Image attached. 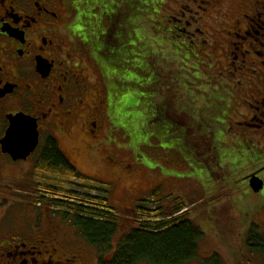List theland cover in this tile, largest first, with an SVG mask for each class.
<instances>
[{
    "label": "rangeland",
    "instance_id": "374dc122",
    "mask_svg": "<svg viewBox=\"0 0 264 264\" xmlns=\"http://www.w3.org/2000/svg\"><path fill=\"white\" fill-rule=\"evenodd\" d=\"M257 1L123 0L113 8L116 15L109 18L113 25L109 40L130 50L114 67L115 74L122 72L127 76L123 77L122 88L127 89L129 111L126 118L121 117L126 129L123 127L121 134L118 128L106 127L104 136L109 142L103 137L92 141L81 131L72 137L62 135L68 163L82 180L62 176L59 171L60 178L51 173L47 181L60 179L62 189L65 184V189L77 191L82 198H95L97 207H104L106 200L119 219L117 244L143 220L132 209L141 205L137 200L159 188L162 199L150 209H161L171 218L172 209L181 202L176 199L183 197L182 212L189 213L188 220H194L205 234L198 258L190 264H264L259 254L247 249L249 227L259 226L264 235V190L254 193L248 180L258 177L264 182V130L246 125L247 119L259 112L254 100L264 92V65L250 57L244 64L243 50L232 53L234 44L248 48L251 43V38L242 37L244 33L238 28L245 30L252 23L250 20L255 21L254 6L258 5V11L264 14ZM247 16L253 19L248 20ZM253 24L263 25L256 21ZM256 29L260 34L254 35L253 43L261 44L264 32ZM260 44L251 49L262 52ZM232 54L239 59L233 60ZM132 75L140 79L134 81ZM96 78L97 75L95 83ZM148 99L161 112H167L165 105L170 106L168 112L177 115L174 121H181V133L172 129L173 133L164 136L156 124L143 121ZM204 123L209 134H201ZM179 144L187 147L184 154L178 152ZM212 148L215 152H211ZM115 157L120 159L112 162ZM27 160L4 166L0 213L7 212L15 222L5 224L3 231L11 229V234L33 233L29 237L36 234L44 240H58L63 250L82 249L86 264H98L97 250L62 220L63 215L61 218L55 208L40 206L38 199L43 191L37 189L46 190L38 167L42 155L25 164ZM19 180H24L22 186ZM86 181L103 184L95 185L108 189V193L77 186ZM63 195L66 194L59 197L62 201L70 200ZM157 214L161 212H155L153 220L162 221L157 220ZM38 219H42L43 227L48 219L60 225L50 232L53 238L47 227L31 231L32 222L37 223Z\"/></svg>",
    "mask_w": 264,
    "mask_h": 264
},
{
    "label": "flooded vegetation",
    "instance_id": "af4514ba",
    "mask_svg": "<svg viewBox=\"0 0 264 264\" xmlns=\"http://www.w3.org/2000/svg\"><path fill=\"white\" fill-rule=\"evenodd\" d=\"M75 2L0 0V184L4 178V166L19 165L3 150V141L12 118H30L37 126L39 145L25 164L32 162L33 157L45 154L49 150V143L56 146V152L67 157L62 149V135L72 137L81 131L88 134L92 141L102 137L106 141V127L110 125V130L118 128L115 123L120 117L116 118L112 111V93L106 86L104 73L97 69L93 48L84 42L85 36L81 35V31L79 34L76 32L80 20L73 15ZM257 3L264 9V0ZM256 6L252 8L255 21L264 25V14ZM250 21L252 23L245 30L238 28L244 33L242 37L251 38L249 47L234 44L232 53L236 49L243 50L241 58L244 64L250 57L264 65V50L259 53L251 49L260 44L253 43L254 35L260 34L256 27L264 32V26ZM262 36L264 39V33ZM260 45L264 49V42ZM232 55L235 56L233 60L239 59L236 54ZM39 60L48 66V74L38 70ZM90 70L95 75L91 76ZM263 93L254 100L258 115L247 119L246 125L250 129L264 130ZM156 108L161 112L159 107ZM118 130L123 134V128ZM118 158H111V161L116 162ZM2 205L0 201V207ZM41 220L32 222L31 231L34 232L39 226L42 229L47 227L49 234L59 229L60 225L51 219L46 220L45 227ZM12 221L7 212L3 215L0 213V264H86L83 251H65L58 240H44L43 236L36 234L29 237L33 233L11 234V229L4 232V225Z\"/></svg>",
    "mask_w": 264,
    "mask_h": 264
},
{
    "label": "trees",
    "instance_id": "16d2710c",
    "mask_svg": "<svg viewBox=\"0 0 264 264\" xmlns=\"http://www.w3.org/2000/svg\"><path fill=\"white\" fill-rule=\"evenodd\" d=\"M75 1L73 4V15L80 20V26H78V29L76 28V32L79 34V31H81V35L85 36L84 42L93 48V60L97 69L104 73L106 86L112 93V111L116 118L120 117V120H116V127H124L126 129L121 117L126 118L129 111L125 97L127 89L122 88L123 77L127 78V76L122 72L115 74L114 67L121 63V59L130 50L127 46L118 45L116 40L114 42L109 40V31H111L113 26L109 24V22L112 23L109 18L115 17L116 13H114L115 10L113 8L121 5L123 0ZM128 23L132 24L133 21H128ZM100 39H103V41L101 42ZM130 77L134 81L140 79L136 75ZM148 81H150L149 77ZM148 81L147 83L151 86L152 83ZM168 107L170 106L165 105L167 112L163 110L160 112L157 110L156 104H151L148 99L147 112L143 117L145 123L149 125L156 124V128L160 129L164 136L173 133L174 129L179 130L181 133L182 128L179 124L181 121L179 123L174 121L177 115L173 111L168 112ZM198 121L200 122V119ZM206 130L207 127L204 123L201 134H204ZM183 132L185 133L186 131ZM55 147L53 143L48 144L49 150L42 155V160H40L38 165L43 174V181L46 183L44 185L46 190L37 189V192L43 191L48 196L47 198H39L38 202L41 205L57 209V214L61 218L63 215L62 220L69 223L90 247L97 250L98 264H190L198 258L200 244L205 234L194 223V220H188L189 213L181 214L184 207L183 197L176 199V201L181 200V202H177V205L172 209L173 215L171 218H168L166 212L161 209L158 210L155 207L150 209V206H155L162 199L163 194L159 188L148 192L143 199L139 198L137 204L141 203V205H135L132 209L136 214L142 216L143 220L138 223L136 229H132L125 234L117 244L118 235L121 231L118 226L119 219L114 216V212L106 200L104 201V207L101 204L100 207H97L94 206L96 202L93 199L95 198L85 195L82 198V195L76 193L77 191L72 192L65 189V184L64 189H62V181L60 179L48 183V176L51 173L59 175V171L62 172V176L67 177L70 175L77 181L82 180V176L72 172L68 160L63 154L56 152ZM166 148L169 149V147ZM185 148L187 147L179 144L177 149L178 152L184 154ZM211 152H215V149L212 148ZM60 175L58 178H60ZM23 182L24 180H20V184H23ZM95 184L104 186L99 182L81 183L77 186L92 192L100 193L101 191L105 194L108 193V189H98ZM62 194H66L63 196L70 200L67 202L56 200ZM98 200L100 199H97V203L100 202ZM155 212H161L160 215L157 214V220L161 219L162 221L156 222L153 220ZM247 232L249 235L248 242H250L247 245V249L252 254H259L264 260V235L260 232L259 226L256 228L253 225L249 227ZM79 250L83 251L82 249Z\"/></svg>",
    "mask_w": 264,
    "mask_h": 264
},
{
    "label": "water",
    "instance_id": "95a60500",
    "mask_svg": "<svg viewBox=\"0 0 264 264\" xmlns=\"http://www.w3.org/2000/svg\"><path fill=\"white\" fill-rule=\"evenodd\" d=\"M38 70L43 74L49 72L48 66L42 60L38 62ZM38 143L39 134L34 121L23 116L12 118L10 129L3 141L5 153L10 154L14 161L27 160L37 148ZM250 187L255 193H260L264 189V182L258 177H253Z\"/></svg>",
    "mask_w": 264,
    "mask_h": 264
}]
</instances>
